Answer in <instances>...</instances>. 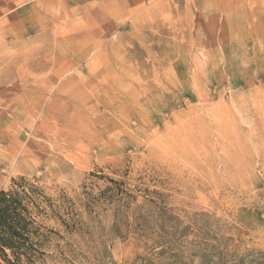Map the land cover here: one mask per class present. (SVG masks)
Listing matches in <instances>:
<instances>
[{
  "label": "rangeland",
  "instance_id": "rangeland-1",
  "mask_svg": "<svg viewBox=\"0 0 264 264\" xmlns=\"http://www.w3.org/2000/svg\"><path fill=\"white\" fill-rule=\"evenodd\" d=\"M34 264H264V0H0V191Z\"/></svg>",
  "mask_w": 264,
  "mask_h": 264
},
{
  "label": "trees",
  "instance_id": "trees-1",
  "mask_svg": "<svg viewBox=\"0 0 264 264\" xmlns=\"http://www.w3.org/2000/svg\"><path fill=\"white\" fill-rule=\"evenodd\" d=\"M46 199L40 190L20 179L0 191V264H34L52 233L41 225Z\"/></svg>",
  "mask_w": 264,
  "mask_h": 264
}]
</instances>
